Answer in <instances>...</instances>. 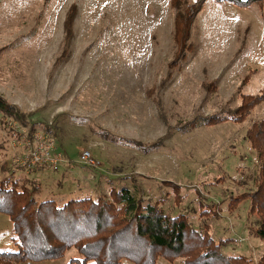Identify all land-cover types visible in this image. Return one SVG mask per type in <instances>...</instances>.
I'll list each match as a JSON object with an SVG mask.
<instances>
[{
	"label": "rangeland",
	"instance_id": "obj_1",
	"mask_svg": "<svg viewBox=\"0 0 264 264\" xmlns=\"http://www.w3.org/2000/svg\"><path fill=\"white\" fill-rule=\"evenodd\" d=\"M195 2L0 0V95L22 115L0 113V178L12 167L39 201L59 205L111 200L126 186L206 227L224 255L260 264L264 240L247 191L259 168L249 131L264 121V101L233 119L264 94V0H207L178 44L176 19L192 15ZM214 115L229 119L204 124ZM44 125L66 162L58 171L16 170L24 140ZM86 150L99 167L80 161ZM13 230L0 212V264H83L75 247L43 262L1 255L18 250ZM185 262L159 256L155 264Z\"/></svg>",
	"mask_w": 264,
	"mask_h": 264
},
{
	"label": "trees",
	"instance_id": "obj_2",
	"mask_svg": "<svg viewBox=\"0 0 264 264\" xmlns=\"http://www.w3.org/2000/svg\"><path fill=\"white\" fill-rule=\"evenodd\" d=\"M206 1L196 0L192 6L195 11L190 16L178 15V44L184 43V39L189 37L192 19ZM220 1H232L240 6H250L255 2ZM249 97L253 96L245 95L243 101ZM262 101L264 94L256 97L253 103L248 101L242 104L238 111H243V114L233 120L243 121L251 109ZM0 113L20 121L22 119L19 109L1 95ZM225 119H229V116L221 119L214 115L206 118L204 124ZM39 130L56 137L55 129L50 126L32 129L33 132ZM249 139L259 157V168L253 177L254 188L247 191V197L251 201V213H257L256 221L253 220L254 234L264 240V121L254 123L249 131ZM149 148L151 151L154 149ZM149 148L146 149L147 153L151 152ZM23 154L24 151L20 155ZM15 164L16 170L30 173L59 170L45 165L27 169L16 161ZM2 170L6 176L0 178V212L11 216L14 229L12 239L18 250L1 255L9 254L13 260L43 262L59 258L69 248L75 247L83 257V264H121L123 259L136 264H155L159 256H168L170 259L183 256L185 264H245L239 256L224 255L221 252L223 246L214 241L206 227L196 229L188 216L170 214L158 203L145 204L135 189L126 186L115 188L110 195L111 200L79 196L59 205L53 199L39 201L36 197L38 191L21 183L23 181L16 177L14 168L3 167ZM30 181L31 184L37 182ZM119 242H122L121 248L117 250ZM260 264H264V258Z\"/></svg>",
	"mask_w": 264,
	"mask_h": 264
},
{
	"label": "built area",
	"instance_id": "obj_3",
	"mask_svg": "<svg viewBox=\"0 0 264 264\" xmlns=\"http://www.w3.org/2000/svg\"><path fill=\"white\" fill-rule=\"evenodd\" d=\"M35 132L33 137L28 136L24 140L26 150L24 154L16 160L20 165L31 169L33 166H49L58 169L66 162V155L61 150L56 139L48 133ZM80 161L87 166H98L91 155L86 150L80 156ZM99 167V166H98Z\"/></svg>",
	"mask_w": 264,
	"mask_h": 264
}]
</instances>
